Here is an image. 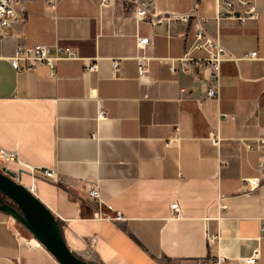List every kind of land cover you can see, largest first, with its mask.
Instances as JSON below:
<instances>
[{
	"label": "crops",
	"instance_id": "1",
	"mask_svg": "<svg viewBox=\"0 0 264 264\" xmlns=\"http://www.w3.org/2000/svg\"><path fill=\"white\" fill-rule=\"evenodd\" d=\"M138 1L55 0L51 8L48 0H21L25 19L0 37V145L16 150L23 163L12 162L17 177L33 181L67 244L86 260L214 264L223 255L222 264H264V180L253 190L247 181L258 175L262 155L254 145L264 137V0L257 1L258 17L245 22L220 17L218 0L150 4L163 15L197 3L209 33L238 57L221 63L218 100L202 97L208 68L198 69L194 80L167 67L192 41V19L138 21ZM136 35L149 37L143 48ZM18 43H59L76 57L57 59L53 74L45 64L28 69L25 60L17 70L8 56ZM254 50L258 57H242ZM137 55L147 58L142 77ZM92 57L97 66L87 71ZM114 57L121 77L111 76ZM212 131L221 137L217 145L209 141ZM87 184H95L125 219L95 217L98 204L88 197ZM175 200L178 216L170 208ZM205 226L218 234L216 241L206 239ZM16 228L0 209V264H52L50 253L21 242ZM91 235L97 236L94 247ZM256 247L259 259L246 262Z\"/></svg>",
	"mask_w": 264,
	"mask_h": 264
},
{
	"label": "built area",
	"instance_id": "2",
	"mask_svg": "<svg viewBox=\"0 0 264 264\" xmlns=\"http://www.w3.org/2000/svg\"><path fill=\"white\" fill-rule=\"evenodd\" d=\"M105 1V0H103ZM258 0H218V12L219 16L223 18L237 19L240 22H245L247 19H254L258 17L257 10ZM152 0H140L135 8V19L136 20H148L151 23L167 21L171 19H179L184 22H188L192 19V41L187 46L186 50L182 55L170 59L167 67L170 73L177 74L185 72L191 75L194 80L200 79L197 72L200 68L209 69V78L206 82L204 94L202 97L219 99L220 93V80H221V63L226 59H237L238 57L230 54L225 46L221 43L218 35H212L206 29L207 19L201 16L197 10L195 3L194 7L187 12L177 11H166L163 15H157L150 8ZM55 0H48L49 7L53 8ZM25 19L24 6L21 0H0V37L5 36L4 29L13 23L23 21ZM149 41L148 36L136 35V43L139 48H143ZM195 49L204 50L205 56L192 55L191 51ZM76 57L75 50L70 46H62L59 43L53 45L48 44H34L28 45L25 43H18L14 49V52L8 56L9 61L17 70L23 69L20 65L21 60H25L28 69H35L40 64H45L49 67L50 72L53 74L55 61L59 58ZM246 59H254L258 57L257 51H250L242 55ZM137 66H138V77H142L147 73V58L144 55H137ZM97 62L96 57H92L85 62V69L90 71L96 68ZM111 76L121 77L122 71L119 63V58L114 57L111 59ZM181 91H184V87H180ZM224 116H227L224 113ZM96 118H104V112L98 104ZM209 141L213 145H217L220 141V135L216 131L210 132ZM251 147V144H247ZM261 153L262 157L258 163V175L255 177L247 178L249 189H255L261 181L264 180V137H257L254 145ZM0 160L8 162H18L23 164L19 159L16 150H8L0 145ZM30 170L33 167L26 165ZM44 173L47 176L55 179L53 170L51 167H45ZM32 180L35 179L31 172ZM19 178V177H17ZM33 182V181H32ZM32 184L30 189L32 190ZM28 187V186H27ZM87 195L91 200L97 201L98 207L94 216L97 218H107L115 221H121L125 219L120 210L114 209L111 205L105 203L100 196V191L95 184L86 185ZM33 191V190H32ZM221 208L225 207V204H220ZM104 208H106L104 210ZM173 216H178L180 213L178 202L175 200L170 203ZM109 211H113L110 214ZM11 217V216H10ZM17 228L15 229V235L20 239L21 242L28 245H38L44 247L29 231L26 236H23V226L15 220ZM21 227V228H20ZM21 229V230H20ZM260 232H264L262 227ZM204 235L209 242H214L218 238V234L208 231L207 226L204 229ZM97 236L91 235L88 237V245L94 247ZM45 248V247H44ZM46 249V248H45ZM48 251V250H47ZM49 252V251H48ZM50 253V252H49ZM52 257V264H62L55 256L50 253ZM260 257V249L256 247L253 252L244 258L248 263H255ZM226 259L223 255H218L214 264H222Z\"/></svg>",
	"mask_w": 264,
	"mask_h": 264
},
{
	"label": "water",
	"instance_id": "3",
	"mask_svg": "<svg viewBox=\"0 0 264 264\" xmlns=\"http://www.w3.org/2000/svg\"><path fill=\"white\" fill-rule=\"evenodd\" d=\"M0 209L17 220L62 264H103L75 253L52 210L29 187L1 169Z\"/></svg>",
	"mask_w": 264,
	"mask_h": 264
},
{
	"label": "rangeland",
	"instance_id": "4",
	"mask_svg": "<svg viewBox=\"0 0 264 264\" xmlns=\"http://www.w3.org/2000/svg\"><path fill=\"white\" fill-rule=\"evenodd\" d=\"M17 167L15 164H13L12 162H8V161H4V160H0V169L5 172V173H11L12 174V178L16 179L17 181L19 182H22L24 185L30 187V185L32 184L31 183H28L27 181H25V179H20V178H17V171L15 170ZM21 228V227H20ZM23 229V232L26 234L28 233V231L23 227L21 228Z\"/></svg>",
	"mask_w": 264,
	"mask_h": 264
},
{
	"label": "bare ground",
	"instance_id": "5",
	"mask_svg": "<svg viewBox=\"0 0 264 264\" xmlns=\"http://www.w3.org/2000/svg\"><path fill=\"white\" fill-rule=\"evenodd\" d=\"M32 190H33V192L35 193V188H34V187H32Z\"/></svg>",
	"mask_w": 264,
	"mask_h": 264
},
{
	"label": "trees",
	"instance_id": "6",
	"mask_svg": "<svg viewBox=\"0 0 264 264\" xmlns=\"http://www.w3.org/2000/svg\"><path fill=\"white\" fill-rule=\"evenodd\" d=\"M59 221V220H58Z\"/></svg>",
	"mask_w": 264,
	"mask_h": 264
}]
</instances>
